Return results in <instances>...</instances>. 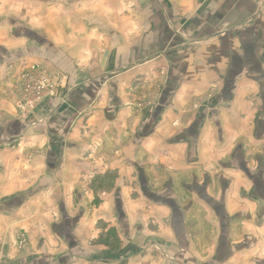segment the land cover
I'll return each mask as SVG.
<instances>
[{
    "label": "crops",
    "instance_id": "0c3cea01",
    "mask_svg": "<svg viewBox=\"0 0 264 264\" xmlns=\"http://www.w3.org/2000/svg\"><path fill=\"white\" fill-rule=\"evenodd\" d=\"M17 1L0 0V264H264V0ZM32 64L63 95L23 118Z\"/></svg>",
    "mask_w": 264,
    "mask_h": 264
},
{
    "label": "built area",
    "instance_id": "2783aa9c",
    "mask_svg": "<svg viewBox=\"0 0 264 264\" xmlns=\"http://www.w3.org/2000/svg\"><path fill=\"white\" fill-rule=\"evenodd\" d=\"M61 81L62 76L49 72L40 65L33 64L23 70L16 102L20 116L28 118L45 98L59 97L58 86ZM20 239L19 247H22L27 240L24 235H21Z\"/></svg>",
    "mask_w": 264,
    "mask_h": 264
},
{
    "label": "rangeland",
    "instance_id": "374dc122",
    "mask_svg": "<svg viewBox=\"0 0 264 264\" xmlns=\"http://www.w3.org/2000/svg\"><path fill=\"white\" fill-rule=\"evenodd\" d=\"M14 3V2H13ZM15 3H18V1L17 0H15ZM33 65V64H32ZM35 65H37V64H35ZM40 66H42V65H40ZM27 67H29V66H24L23 68H22V70L20 71V73H19V75H18V81H17V87H16V92L18 93V88H19V79H20V75H21V73H22V71L23 70H25V69H27ZM43 67V66H42ZM46 68V70H48L49 72H52V73H54V74H57V75H60V76H62V80L65 78V75H63V74H61L60 72H57V71H54V70H51V69H49V68H47V67H45ZM62 82L63 81H61V83L59 84V86H58V91H59V96H61V95H63V88H62ZM60 86H61V88H60ZM163 90H164V85H162V84H160L159 83V86H158V101L157 102H159V100L161 99V96H162V92H163ZM49 98V97H48ZM145 104H146V102H141V103H139V106H141V107H144L145 106ZM38 107V106H37ZM37 107L35 108V110L37 109ZM18 110V109H17ZM34 110V111H35ZM33 111V112H34ZM32 112V113H33ZM21 235H24L25 236V238H26V244L24 245V246H22V247H19V243H20V241H21V239L19 240V238L21 237ZM15 246H16V248H17V250L18 251H21V250H25V249H27L28 247H29V244H28V238H27V235L26 234H24V232L22 233V232H19L17 235H16V238H15ZM4 253H5V245L4 244H2V243H0V262L2 261V259H3V256H4Z\"/></svg>",
    "mask_w": 264,
    "mask_h": 264
}]
</instances>
